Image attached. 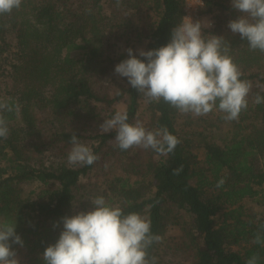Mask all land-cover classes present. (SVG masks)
Returning <instances> with one entry per match:
<instances>
[{
	"label": "trees",
	"instance_id": "1",
	"mask_svg": "<svg viewBox=\"0 0 264 264\" xmlns=\"http://www.w3.org/2000/svg\"><path fill=\"white\" fill-rule=\"evenodd\" d=\"M203 5L199 20L213 25L205 34L229 42L252 88L238 120L213 111L216 120L200 119L201 131L180 126L181 113L163 101L140 112L144 98L114 73L128 58L116 54L117 42L165 46L184 0H23L0 16V102L13 109L2 113L10 131L0 139V220L16 223L20 264H44L62 231L54 223L91 210L97 196L150 220L160 237L148 249L156 264H245L253 254L264 264V246L253 242L264 235V103H255L264 97V53L227 28L238 16L231 0ZM116 112L181 143L166 154L121 151L115 132L99 128ZM72 133L97 162L68 163Z\"/></svg>",
	"mask_w": 264,
	"mask_h": 264
},
{
	"label": "clouds",
	"instance_id": "2",
	"mask_svg": "<svg viewBox=\"0 0 264 264\" xmlns=\"http://www.w3.org/2000/svg\"><path fill=\"white\" fill-rule=\"evenodd\" d=\"M23 0H0V16L11 15ZM117 6L121 0H116ZM203 6V0H201ZM238 13L227 28L248 42L252 51L264 53V0H231ZM209 20L181 18L171 29L169 42L158 49H126L128 58L114 68V73L126 78L128 84L147 103L163 101L184 115L206 116L213 111L224 114L226 121H236L247 110L252 84L241 79L242 72L230 55L231 46L223 36L205 34L211 28ZM255 103H264L259 95ZM18 108V105H17ZM0 102V139L9 136L8 123L2 113L12 111ZM104 133L115 132V142L121 151L133 147L151 149L156 153H172L181 141L166 128L146 129L140 121L128 122L126 112H116L99 126ZM72 145L67 160L70 165L91 166L100 157L80 143L72 133ZM221 179L217 187L224 184ZM91 210L65 216L53 227L62 224L54 244L42 254L44 264H156L148 249L160 237L151 233V222L136 212L125 214L119 205H110L103 196L90 200ZM16 223L0 220V264H20L13 245L23 247L15 231ZM264 230V225H261ZM254 243L264 246V235L258 231ZM253 254L245 264H259Z\"/></svg>",
	"mask_w": 264,
	"mask_h": 264
},
{
	"label": "rangeland",
	"instance_id": "3",
	"mask_svg": "<svg viewBox=\"0 0 264 264\" xmlns=\"http://www.w3.org/2000/svg\"><path fill=\"white\" fill-rule=\"evenodd\" d=\"M206 20V19H205ZM132 49L133 50V55H138L137 50L138 49H143L144 50V46L142 45H135L134 41L131 40L129 43H124V42H117L116 44V54H127L126 49ZM120 77V76H119ZM122 79H125L123 77H120ZM145 99L143 101H141V108H140V112H142V110L145 107ZM207 119V123L208 124H212L215 120H216V116H213L211 114H208L206 116H202V117H193L192 115H184L181 114V118L179 119V125L180 126H184L188 129V131H201L202 129H205L204 126L200 125V119ZM207 124V125H208ZM206 126V125H205ZM221 127V126H220ZM216 128H212V130H215ZM225 132V130H223ZM219 133L222 134V131H218ZM215 137H220L219 134H217V132L215 131L213 134ZM199 157L201 159V154H199ZM19 259V262H21V257L18 256L17 257Z\"/></svg>",
	"mask_w": 264,
	"mask_h": 264
},
{
	"label": "built area",
	"instance_id": "4",
	"mask_svg": "<svg viewBox=\"0 0 264 264\" xmlns=\"http://www.w3.org/2000/svg\"><path fill=\"white\" fill-rule=\"evenodd\" d=\"M184 1H185V8H184L185 16H190L193 19V21L199 20L200 19L199 12L204 7V5L202 6L201 4V0H184Z\"/></svg>",
	"mask_w": 264,
	"mask_h": 264
}]
</instances>
